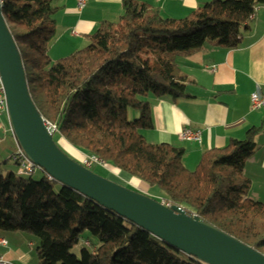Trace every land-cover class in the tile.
Returning <instances> with one entry per match:
<instances>
[{
    "label": "trees",
    "instance_id": "16d2710c",
    "mask_svg": "<svg viewBox=\"0 0 264 264\" xmlns=\"http://www.w3.org/2000/svg\"><path fill=\"white\" fill-rule=\"evenodd\" d=\"M59 1L1 0L31 98L60 132L53 137L57 146L79 162L76 149L148 190L158 187L156 200L181 205L264 254V202L248 197L243 170L256 129L204 151L192 170L182 162L183 147L149 143L140 132L152 127L149 96H190L178 56L208 41L237 47L264 0H210L181 18L121 0L116 22H100L84 47L52 60L48 48ZM12 162L15 172L0 173V233L38 237L36 264H205L44 173L39 180L16 174ZM83 232L90 238L79 254L71 252Z\"/></svg>",
    "mask_w": 264,
    "mask_h": 264
},
{
    "label": "crops",
    "instance_id": "0c3cea01",
    "mask_svg": "<svg viewBox=\"0 0 264 264\" xmlns=\"http://www.w3.org/2000/svg\"><path fill=\"white\" fill-rule=\"evenodd\" d=\"M138 1L158 8L164 17L181 18L210 0ZM58 5L54 14L56 32L48 48L52 60L84 47L100 22H116L123 12L121 0H89L81 9L76 0H60ZM177 61L180 73L186 76L190 96L177 99L149 96L152 127L140 132L149 143L166 142L183 147L182 162L192 170L204 151L224 147L231 139L242 140L249 129H256L253 138L256 146L243 170L250 179L248 197L264 202V107L252 109L250 100L253 91H264V3L257 4L247 27L241 30L237 47L225 48L208 41L189 55H179ZM186 127L198 129L200 140L180 139L178 133ZM17 148L4 112L0 115V160H8L15 166L11 156ZM81 154L75 150V155ZM2 167L5 166L0 164V173L5 175ZM6 169L7 174L10 167ZM129 182L148 191L142 181L129 179ZM0 236L7 240L6 245H0V255L9 264L30 259L29 252L20 244L28 239L22 232L4 231ZM34 242L28 239L29 246Z\"/></svg>",
    "mask_w": 264,
    "mask_h": 264
},
{
    "label": "water",
    "instance_id": "95a60500",
    "mask_svg": "<svg viewBox=\"0 0 264 264\" xmlns=\"http://www.w3.org/2000/svg\"><path fill=\"white\" fill-rule=\"evenodd\" d=\"M0 76L6 114L17 145L53 180L79 191L205 264H264V254L196 214L177 204L165 205L150 195L101 176L57 146L31 98L24 65L2 13L1 0Z\"/></svg>",
    "mask_w": 264,
    "mask_h": 264
},
{
    "label": "built area",
    "instance_id": "2783aa9c",
    "mask_svg": "<svg viewBox=\"0 0 264 264\" xmlns=\"http://www.w3.org/2000/svg\"><path fill=\"white\" fill-rule=\"evenodd\" d=\"M87 1L89 0H76L77 7L81 9ZM250 100H251L252 109L256 110V109L263 108L264 107V91H260L259 89L253 91L250 94ZM4 112H6V105H5L4 91H3V86H2L1 76H0V115ZM46 123L50 131L52 130L53 132H57V128L54 124H51L49 122H46ZM178 136L182 140L199 141L200 131L198 129H191L189 127H186L178 133ZM11 158L13 161L16 162V166H17L16 174L21 175V176H31L36 171L40 170L44 173L45 177L48 180L53 179L50 175L46 174L39 166L31 162L26 157L23 150L19 146L17 150L12 154ZM82 165L85 167L91 168L93 165L105 166L106 163L103 162V160H101L96 155L88 154L82 160ZM6 244H7V240L0 236V245H6ZM0 264H9V260L5 258L3 255H0Z\"/></svg>",
    "mask_w": 264,
    "mask_h": 264
},
{
    "label": "rangeland",
    "instance_id": "374dc122",
    "mask_svg": "<svg viewBox=\"0 0 264 264\" xmlns=\"http://www.w3.org/2000/svg\"><path fill=\"white\" fill-rule=\"evenodd\" d=\"M46 122H48V121L45 120V124H46V126H48ZM49 132L51 133L52 137H54V138H58L59 139L61 137L60 136V132H59L58 129H57V132H53L52 130L51 131L49 130ZM15 149H16V147H15ZM86 155H88V153H84V152H82V154L80 155L81 156L80 157L81 158L80 159L81 160L80 161L81 164H82V160L84 159V157ZM101 160H103V159H101ZM0 161H1L0 164L2 166H5L4 168L2 167V170H4L5 174L7 172L6 170H8L6 168H8V167H10V171L15 172V166L10 161H8V160L6 161L8 163V165H5L6 162H3V159L0 160ZM103 162H105V161L103 160ZM93 169H94L95 173H97V174H99L101 176L107 177V178H109V179H111V180H113V181H115V182H117L119 184H122V185H124V186H126V187H128V188H130L132 190L139 191V192H142L144 194L150 195L153 198H159L160 191H159V188L158 187L154 186L153 188H150L148 191H146L144 189H139L138 187L134 186L132 183L129 182L130 176L128 174H126L125 172H119V173H114L113 172V174H112L111 173L112 171L108 167H106V165L105 166L95 165V166H93ZM42 176H43V173L40 170L36 171L33 174V178L36 179V180H39ZM164 204L165 205H170V204H175V203H164ZM179 206H181V205H179ZM181 207H183V206H181ZM3 232L4 231H2L1 233H3ZM22 233H23V235H25L26 237H28V239H30L32 241H35L33 246H29L28 245V239H25L23 242L20 243V244L23 245L22 248L25 251H28L29 252L30 259L28 261H26V262L13 261L12 264H36L37 258H36V254H35V248L38 245L39 239H38V237H36V236H34L32 234H29V233H26V232H22ZM88 238H90L89 234L87 232H83L82 237L79 240V242L70 249L71 252L76 253V254H79L80 249L85 245V241ZM86 246H88V245H86ZM9 263H10V261H9Z\"/></svg>",
    "mask_w": 264,
    "mask_h": 264
}]
</instances>
